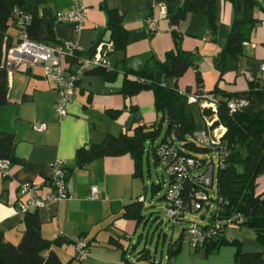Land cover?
<instances>
[{"label": "crops", "instance_id": "obj_1", "mask_svg": "<svg viewBox=\"0 0 264 264\" xmlns=\"http://www.w3.org/2000/svg\"><path fill=\"white\" fill-rule=\"evenodd\" d=\"M257 1L264 7V0ZM101 2L102 0H80L85 21L79 29L72 21L57 22L53 28L56 43L52 44L74 40L82 47V54L89 55L98 43L108 42L106 13L100 7ZM182 3L183 0H105L107 8H117L125 13L124 26L129 30L130 42L123 51L111 49L107 52L110 67L118 71L113 80L107 81L100 75L87 72L80 77L73 91L72 101L67 105L68 113L62 119H57L54 115L52 104L57 92L52 81L45 76L41 64H34L27 70H10L7 100L0 105V131L14 135L15 155L22 162L10 163L6 173L0 171V231L4 233L5 239L18 242L25 228L22 214L17 211V201L21 199L18 186L33 182L41 187L38 193L45 195L50 191V163L60 158L70 169L66 175L69 197L38 208L42 236L47 239L86 237L90 240L88 254L84 259L75 257V246L72 243L53 246L64 263L121 264V249L109 239L110 236H115L122 243L121 239L129 232L122 227L120 230L117 225L119 219H125L119 217V214L125 204L137 196H144L142 192L146 191V187L143 177L134 175V161L128 154L99 157L84 167H77L75 152L90 142H101L107 134L131 132L137 119L143 123L156 122L154 99L150 90H143L129 97L121 94L124 77L120 61L122 58L127 57L128 64L132 66L144 63L150 54L162 59V54L173 48L171 30L175 29L181 35L182 49L194 52L196 60L202 54L215 63L227 40L232 20L240 16L241 12L231 2L218 0L217 26L213 33L209 30L207 17L201 13L190 14L176 25L170 24L168 16L158 18L160 6H165L166 10L169 7L176 9ZM46 6L55 14L73 9L74 3L72 0H47ZM149 16L158 18L156 28L152 31L146 25V18ZM254 17L257 18V23L249 41L243 44L241 54L228 58L227 67L218 82L219 87L226 91L245 90L248 80L257 78L260 74V66L264 63V13L255 9ZM9 32L12 42H15L16 29L11 28ZM197 61L196 68L188 69L176 79L180 92L196 89V70L200 72L203 82L202 65L199 68ZM61 64L63 67L67 66L65 57L61 58ZM209 68L215 85L218 70H211V66ZM213 87L206 88L204 82L201 84L204 91ZM129 106H134L135 109L129 111ZM121 110L122 112H117ZM198 111L200 114L199 108ZM192 114L194 115L193 112ZM201 118L203 119L202 116ZM37 122H45L46 128L42 131L33 129L32 124ZM93 186L97 188L96 198L91 197ZM125 220L129 221L128 226L131 228L134 221ZM243 227L246 228L239 225L227 226L223 231V238L239 241L244 251L264 250V246L256 241L255 233L242 229ZM137 228L135 225L133 233ZM122 245L126 247L123 243ZM230 246L233 249L225 250L223 255L226 261L229 260L227 256H232L234 262L235 248ZM221 247L213 252L216 253V259L218 253L222 252ZM177 255L167 258L168 261L176 259Z\"/></svg>", "mask_w": 264, "mask_h": 264}, {"label": "trees", "instance_id": "obj_2", "mask_svg": "<svg viewBox=\"0 0 264 264\" xmlns=\"http://www.w3.org/2000/svg\"><path fill=\"white\" fill-rule=\"evenodd\" d=\"M46 1L0 0V105L7 100L8 74L10 71L3 61L4 48L15 43L12 42L10 29L15 28L18 32L12 16L13 8H21L32 15V19L26 27L28 36L31 39L52 44L56 43L53 28L57 20L56 13L54 14L46 6ZM217 1L183 0L182 5L176 9L168 8L167 16L170 24L176 25L190 14L201 13L207 17L209 30L213 33L217 26ZM226 1L231 2L241 14L232 20L227 40L218 53L216 65L219 69V75L214 87L209 91L202 90V78L198 70H196L197 86L194 91L187 89L185 92H180L176 83L171 85L167 82L168 77L178 79L188 69L196 68V54L182 49L181 35L175 29H172L173 48L165 52L163 59L150 54L144 63L136 66L129 65L127 57L120 60L124 74L120 88L121 94L124 97H129L143 90H150L153 94L155 110L161 112L159 121L143 123L140 119H137L131 132H121L117 135L107 134L101 142H90L81 146L75 152V162L77 167H84L90 161L99 157L128 154L134 161V175L139 177L142 176L144 156H146L149 163L148 158L151 155L154 163L163 167L154 147L165 141L170 135L174 136L175 149L180 155L194 156L202 160L205 153L211 154L215 150L214 147L200 144L195 139L194 132L203 128L210 131L221 124L225 127V132L220 142L226 146L228 154L223 166L217 168L214 173L212 189H206L204 186L202 187L192 181L190 177H186L181 182L178 197L185 205L189 203L196 190L205 189L211 200L221 198L222 206L219 204L220 201H217L218 208L222 207L223 209L218 216L241 214L243 221L239 226L252 229L256 241L264 246V190L256 192L257 178L264 172V77L258 76L248 80L247 89L242 91L230 92L218 85L227 67L228 58L241 54L244 42L250 39L251 32L257 23L254 10L258 9L264 13V7L257 0ZM100 7L106 13L105 27L109 31L108 42L112 43V49L125 50L130 42L129 30L124 26L125 13L117 8H107L105 0H102ZM86 72L100 75L107 81L113 80L118 75L116 68L101 66L91 67L84 73ZM198 92H214L218 96L217 119L211 126H208L205 120V117L207 118L213 114L211 109L202 108L197 102L188 101L190 94ZM230 100L242 102L235 112L229 111L228 102ZM191 104H195L199 108L200 115L204 120L203 127H198L194 115L187 109ZM134 109V106L128 107L129 111ZM117 112L120 113L122 110ZM162 122L166 123L164 134L158 142L154 143L161 132ZM15 144L16 139L12 133L0 131V160L6 159L10 163L22 162V159L15 155ZM240 165L242 169H239ZM163 169L169 177L168 191L174 183V176L170 175L164 167ZM69 171L70 169L66 167L67 174ZM195 172L196 170L192 173ZM151 187L153 193H157L161 188L159 183H152ZM167 191L162 196L166 202L165 209L170 203L166 199ZM144 200V196H137L125 204L119 217L133 220L135 225L139 227L142 222L147 221L142 212ZM209 203L211 202L209 201ZM213 204L216 205L214 202ZM205 206H208L207 202ZM37 210L38 208H30L21 213L25 228L18 242L8 241L5 239L4 233L0 231V264H71L70 262L64 263L53 246L64 243L75 245L77 238L56 237L55 239H47L43 237ZM209 210L212 215L211 218H213L216 208H209ZM166 217L173 222L188 221L187 219L180 220L178 218L173 220L167 215ZM224 229L215 238L193 248L196 250L202 248L206 255H210L222 245L230 244L235 248L233 264H264V250L244 251L239 241H229L223 238ZM185 232L186 229L182 227L180 235L169 242L167 246L168 259L175 257L180 252L182 237L185 238ZM141 236L142 233L139 235V239ZM109 241H112L114 245L121 249V264H149L147 262L154 264V261L150 258V250L146 246L141 250H137L136 244H131L130 251L136 252V256L132 260L126 255L127 248L122 245L117 237L110 236ZM89 244L90 240L88 239V249Z\"/></svg>", "mask_w": 264, "mask_h": 264}, {"label": "built area", "instance_id": "obj_3", "mask_svg": "<svg viewBox=\"0 0 264 264\" xmlns=\"http://www.w3.org/2000/svg\"><path fill=\"white\" fill-rule=\"evenodd\" d=\"M72 1L74 8L57 12L56 20L57 22H75L76 28L79 29L85 21V12L80 5V0ZM12 16L18 32L15 43L4 48L3 61L10 70V66L12 68L27 70L34 64H41L44 68L45 76L52 81L57 92L56 99L52 104L54 115L57 119H62L68 113L67 105L72 101L76 82L82 74L91 67L101 66L110 68L106 55L112 49V43L100 42L89 55H83L82 47L74 40H63L58 45H54L31 39L26 30L27 25L32 19V15L29 12L15 7L13 8ZM165 17H167L166 7L160 6L158 18ZM158 18L153 16L146 18V25L150 31L155 30ZM62 57L67 59L68 64L66 67H63L61 64ZM259 76L264 77V63L260 66ZM188 101L192 103L197 102L202 108L211 109L213 114L207 118L205 117L208 126H211L217 119L218 96L214 92L190 94ZM241 104L242 102L240 101L230 100L228 102L229 111L235 112ZM32 127L37 131H42L46 128V123H33ZM224 132L225 127L221 124L210 131L203 128L194 132V137L200 144L214 147L216 152V154L205 153L202 160L194 156L180 155L175 149L173 135L168 136L165 141L160 142L154 147L163 167L170 175L174 176V183L166 194V199L170 202L166 208V215L173 220L178 218L190 221L184 237L192 247L205 244L218 236L225 227L239 225L243 221V217L239 213L231 216H218L223 209L222 207L218 208L219 201V204L222 206V199L214 198L211 200L205 189L196 190L189 203L185 205L178 197L181 182L186 177H190L192 181L202 187L204 186L206 189H212L214 173L217 168L223 166L228 154L226 146L220 142ZM9 164L10 162L6 159L0 160V171L6 173ZM49 168L50 178L48 182L50 191L45 195L41 196L38 193L41 187L36 183L25 182L19 185V194L21 196V199L17 201V211L19 213H23L30 208H41L49 203L69 197L65 181L67 172L64 161L56 158L50 163ZM195 170L196 172L193 174L192 172ZM91 197H97V188L95 186L91 188ZM206 202L208 203L207 207L205 206ZM213 202L216 203L215 206ZM213 207L216 208L215 215L210 221L201 224L194 221L193 216L200 212L201 209ZM201 217L203 219V216ZM74 246L76 251L75 257L77 259H84L88 254V239L86 237L77 238Z\"/></svg>", "mask_w": 264, "mask_h": 264}, {"label": "rangeland", "instance_id": "obj_4", "mask_svg": "<svg viewBox=\"0 0 264 264\" xmlns=\"http://www.w3.org/2000/svg\"><path fill=\"white\" fill-rule=\"evenodd\" d=\"M165 52L162 54L161 57L164 58ZM162 58V59H163ZM200 61H197V60ZM197 63L202 65L201 73H203V82L204 87L211 88L214 85V81H212V74H210V68L219 69L216 65L217 60L215 63L212 62V59L209 60L208 57L203 56L197 57ZM205 76V79H204ZM218 77V76H217ZM168 82L173 85L176 81L174 77H168ZM202 82V83H203ZM194 113L196 122L198 127H203L204 121L199 114L198 108L196 105H189L187 107ZM155 115L157 117L156 121H159L161 117V112H157L155 110ZM166 127V123L162 122L161 132L159 133L158 137L155 139V142H158L164 134ZM147 145V144H146ZM211 154H216L215 151H212ZM216 157V155H214ZM239 169H242V166H239ZM142 177L144 180V185L146 187V191L143 190V194L145 196L144 205L142 212L145 215L146 222H142L139 227L137 228L136 232L133 233L134 229V222L131 225V228L128 226V222L125 219H119L118 226L126 228V231H129L126 237L122 238V243L128 248L126 251V255L132 259L136 256V252H131L130 247L131 244H136L137 250H141L144 246L149 248L150 250V258L154 261V264H167L170 263H178V264H232L233 257H229V262L226 261V257L223 255L225 250H232L233 248L230 245L222 246V252L218 253V259H216V253L210 254L206 256L204 254V250L201 248L196 250L195 248L191 247L187 240L182 237V247L181 252L177 255L176 259L173 258L170 261L167 259V246L171 240L176 239L180 235V231L182 227L187 229L189 227L190 221L184 222H173L172 220H168L166 217V202L162 198L163 194L167 191V184H168V174L165 172L163 167L159 164H155L153 161V157L149 156V163L144 156L143 164H142ZM152 183H159L160 189L157 193L152 192ZM264 190V172L258 176L257 178V185H256V192H260ZM211 191V190H210ZM200 215H203V219ZM211 213L209 209H201L200 212L195 214L193 217L196 223L201 224L208 221L211 218ZM233 226V225H232ZM235 228L238 226H234ZM245 230L253 231L249 228H242ZM142 233V236L139 239V235ZM165 234V236H164ZM136 250V251H137ZM175 260V261H174ZM151 264L152 262H147Z\"/></svg>", "mask_w": 264, "mask_h": 264}, {"label": "water", "instance_id": "obj_5", "mask_svg": "<svg viewBox=\"0 0 264 264\" xmlns=\"http://www.w3.org/2000/svg\"><path fill=\"white\" fill-rule=\"evenodd\" d=\"M10 68L12 69V67L10 66ZM170 126V124L168 125V127Z\"/></svg>", "mask_w": 264, "mask_h": 264}]
</instances>
